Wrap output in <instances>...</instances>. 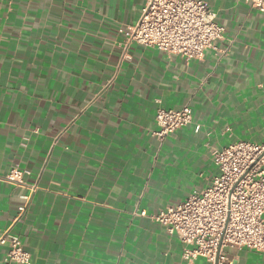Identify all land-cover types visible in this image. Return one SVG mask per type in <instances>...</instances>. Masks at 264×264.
I'll list each match as a JSON object with an SVG mask.
<instances>
[{"label":"crops","instance_id":"obj_1","mask_svg":"<svg viewBox=\"0 0 264 264\" xmlns=\"http://www.w3.org/2000/svg\"><path fill=\"white\" fill-rule=\"evenodd\" d=\"M206 1L226 28L221 51L187 61L125 48L145 0H0V233L19 236L32 264H187L151 215L211 184L213 148L264 141V16L246 0ZM158 98L193 108L163 141ZM15 166L37 186L30 200L5 180ZM228 253L264 264V252Z\"/></svg>","mask_w":264,"mask_h":264},{"label":"built area","instance_id":"obj_2","mask_svg":"<svg viewBox=\"0 0 264 264\" xmlns=\"http://www.w3.org/2000/svg\"><path fill=\"white\" fill-rule=\"evenodd\" d=\"M264 16V0H246ZM225 25L206 0H145L139 20L127 26L125 48L133 44L156 47L168 56L189 61L203 59L207 49L219 50ZM153 135L160 141L194 122L190 103L180 110L161 105L156 99ZM218 173L211 184L195 191L184 201L151 215L153 221L176 234L183 244L187 264L204 257L207 264H239L228 248H249L264 252V141L238 140L223 148H213ZM5 180L14 186H28L24 171L13 167ZM30 195L36 185L28 186ZM25 205L18 208L17 219ZM135 214L147 216L145 209ZM0 244L8 245L3 264H32V256L22 239L9 230L0 233Z\"/></svg>","mask_w":264,"mask_h":264}]
</instances>
